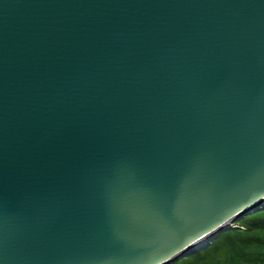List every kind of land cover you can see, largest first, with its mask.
<instances>
[{
  "label": "water",
  "instance_id": "95a60500",
  "mask_svg": "<svg viewBox=\"0 0 264 264\" xmlns=\"http://www.w3.org/2000/svg\"><path fill=\"white\" fill-rule=\"evenodd\" d=\"M263 209L264 0H0V264H174Z\"/></svg>",
  "mask_w": 264,
  "mask_h": 264
},
{
  "label": "trees",
  "instance_id": "16d2710c",
  "mask_svg": "<svg viewBox=\"0 0 264 264\" xmlns=\"http://www.w3.org/2000/svg\"><path fill=\"white\" fill-rule=\"evenodd\" d=\"M247 229L228 231L209 247L174 264H264V210L253 214ZM234 233L233 235H236Z\"/></svg>",
  "mask_w": 264,
  "mask_h": 264
},
{
  "label": "rangeland",
  "instance_id": "374dc122",
  "mask_svg": "<svg viewBox=\"0 0 264 264\" xmlns=\"http://www.w3.org/2000/svg\"><path fill=\"white\" fill-rule=\"evenodd\" d=\"M262 211V210H261ZM255 214V213H254ZM253 214H251V215H248V216H246V217H244V218H242L241 220H239V221H237L236 223H234V224H232V226H234L235 228H233V229H230V230H227V231H225V232H223V233H226V232H228V231H234V233H236L235 231H238L239 229L241 230H245V229H247V226H248V223L250 222V220L252 219V218H249V216L251 217ZM222 233V234H223ZM234 233H229L228 235V239H230L231 237H234V238H238V235H237V233H236V235H233ZM222 234H220L219 236H221ZM218 236V237H219ZM218 237H216V239L218 238ZM236 238V239H237ZM215 239V240H216ZM214 240V241H215ZM213 241V242H214ZM212 242V243H213ZM210 246V245H209ZM208 246V247H209ZM204 249H206V248H204ZM204 249H201V250H199V251H197V252H195V253H193V254H191L190 256H192V255H195L196 253H198V252H200V251H202V250H204ZM190 256H188V257H190ZM184 259V258H183ZM182 260V259H181ZM180 261V260H179Z\"/></svg>",
  "mask_w": 264,
  "mask_h": 264
},
{
  "label": "bare ground",
  "instance_id": "6f19581e",
  "mask_svg": "<svg viewBox=\"0 0 264 264\" xmlns=\"http://www.w3.org/2000/svg\"><path fill=\"white\" fill-rule=\"evenodd\" d=\"M204 245H206L205 240L199 245V247H202V246H204Z\"/></svg>",
  "mask_w": 264,
  "mask_h": 264
}]
</instances>
